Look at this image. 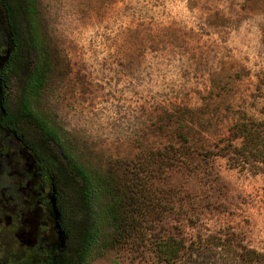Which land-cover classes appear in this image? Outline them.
Returning a JSON list of instances; mask_svg holds the SVG:
<instances>
[{"label":"rangeland","instance_id":"1","mask_svg":"<svg viewBox=\"0 0 264 264\" xmlns=\"http://www.w3.org/2000/svg\"><path fill=\"white\" fill-rule=\"evenodd\" d=\"M35 1L50 68L32 108L57 131L50 150L110 172L141 204L134 237L87 264H163L149 244L162 235L264 253V171L216 154L233 123L264 120V0ZM6 78L11 110L20 83ZM56 201L64 225L79 217ZM15 243L1 222L0 264ZM214 251L203 264L237 263Z\"/></svg>","mask_w":264,"mask_h":264},{"label":"trees","instance_id":"2","mask_svg":"<svg viewBox=\"0 0 264 264\" xmlns=\"http://www.w3.org/2000/svg\"><path fill=\"white\" fill-rule=\"evenodd\" d=\"M0 15L7 24L6 37L12 39L14 45L8 48L3 68L8 76L19 80L18 112L29 117L51 143H58L57 131L32 108L50 68V55L40 32L36 1L0 0ZM236 139L238 144L234 143ZM58 149L64 161L58 163L57 151L50 150L51 179L55 189L72 201L71 206L79 208L80 215L67 220L63 250L51 264H87L89 258L101 249L119 246L124 239L134 237L138 220L132 215L141 213L133 210L138 208L135 205L141 204L131 201V192H125L110 172L78 164L67 158L60 147ZM216 154L226 156L231 166L261 165L264 171V120L243 117L233 123L229 127L228 141L218 146ZM150 201L147 199L145 206H150ZM149 244L153 255L163 264H192L194 253L199 257L197 264H203L213 258L209 250H216L214 252L219 259L234 252L236 264L264 262L261 251L242 243L233 246V242L218 235H208L203 239L196 237L188 243L175 235H162L154 237Z\"/></svg>","mask_w":264,"mask_h":264},{"label":"flooded vegetation","instance_id":"3","mask_svg":"<svg viewBox=\"0 0 264 264\" xmlns=\"http://www.w3.org/2000/svg\"><path fill=\"white\" fill-rule=\"evenodd\" d=\"M6 31L5 18L0 15L3 87L7 80L3 61L8 48L14 46ZM4 94H0V223L16 241L12 246L16 253L9 261L51 264L63 250L65 225L56 201L62 194L55 189L50 175V141L29 117L18 112L16 99L11 110H5L8 94ZM57 153L58 163L64 161L60 149Z\"/></svg>","mask_w":264,"mask_h":264}]
</instances>
